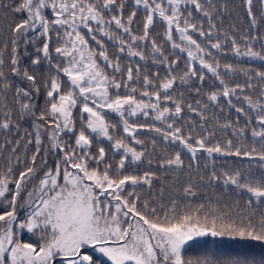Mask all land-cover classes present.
<instances>
[{
  "label": "snow or ice",
  "instance_id": "obj_1",
  "mask_svg": "<svg viewBox=\"0 0 264 264\" xmlns=\"http://www.w3.org/2000/svg\"><path fill=\"white\" fill-rule=\"evenodd\" d=\"M127 4L128 0H19L13 9L24 18L10 26L8 73L0 50V129L16 128L19 135L20 125L14 122L19 114L21 119L31 118L32 130L24 129L14 143L6 140L5 145H0V155L12 145L9 163L0 171V202H6V210L0 212V264H97L87 254L89 246L98 249L111 264H264V255H210L195 261L183 255L185 245L194 237L226 238L246 247H264V211L257 214L253 208L254 204H264V173L256 176L250 168L218 173L214 161H210L213 168L207 178L209 183L235 186L248 196L243 205L239 201L222 204L217 200L195 207L182 203V199L198 195L191 175L187 176L186 186L179 189L182 197L179 193L165 197L171 187L166 182L145 197L137 186L151 191L153 181L159 179L156 172L124 174L127 162L135 164L147 159L148 164L152 163L147 144L155 151L156 140L146 143L138 139L141 130L186 149L201 182L205 179L199 175L197 157L201 152L209 157L234 155L264 162V71L250 70L253 74L249 75V71L233 64L222 65L213 55L230 44L235 56L264 61V36L244 35L243 47L227 31L220 39L213 20L221 10L227 11L226 0H133L134 7L125 16ZM245 4L250 24L255 27L253 0H245ZM141 7L144 14L137 24ZM194 13L207 19V28L203 20L197 22ZM158 21L164 26L162 43L152 35ZM134 28H139V33ZM105 38L113 42L114 54L109 53ZM257 40L261 41V51L254 48ZM164 43L186 54L181 76L173 74L180 65V56L169 60ZM22 46L27 65L21 56ZM29 46L32 52H28ZM148 46L150 52L146 53L144 48ZM3 48L7 50L8 44ZM124 53L166 65L167 76L161 79L158 72L142 75L138 63L122 65ZM197 63L221 85L220 91L206 94L207 101L219 107L220 98H227V104L245 117L244 127L234 128L231 121L209 126L205 115L208 104L197 99L195 107L185 105L183 93L172 95L178 80L188 84L195 78L204 83L206 77L198 72ZM42 65L47 71L42 70ZM222 72L228 76L240 72L245 83L230 87ZM9 75L20 83L14 85ZM122 88L125 94H121ZM195 92L199 95L201 88ZM41 97L43 102L38 103ZM233 99L252 115L244 106L233 104ZM185 107L199 115V131L194 121L182 120ZM109 113L119 116L123 136L116 134L118 125L107 118ZM140 116L162 126L130 122V118ZM217 127L221 132L231 130L238 138L250 134L252 145L234 146L232 139L218 138ZM65 136L72 137V142ZM100 138L110 142L114 155L120 154L115 166L108 161L105 147L99 146ZM94 139L98 145L95 154ZM30 145L35 150L29 157ZM21 147L23 157L17 154ZM49 153L59 156L52 167L48 166ZM38 157L40 167L36 166ZM158 164L160 169L193 168V164L185 165L178 151L164 155ZM19 165L24 167L17 174L14 169ZM41 171L38 183L29 186ZM172 191L177 192L174 188ZM22 198L31 208L24 221L17 217ZM13 225L28 232L39 230L44 242L39 247L22 242Z\"/></svg>",
  "mask_w": 264,
  "mask_h": 264
},
{
  "label": "trees",
  "instance_id": "obj_2",
  "mask_svg": "<svg viewBox=\"0 0 264 264\" xmlns=\"http://www.w3.org/2000/svg\"><path fill=\"white\" fill-rule=\"evenodd\" d=\"M19 0H0V50L4 52V59H5V72H9L8 63L11 58V44H10V26L14 25L15 23H19L24 17L21 15H17L14 13L13 9L18 6ZM215 2V0H214ZM227 4V11L221 10L219 16L213 20V23L216 24V29L220 33L219 38L223 39V33L225 31L228 32L230 36L235 35L237 38L238 43L241 44L243 47L242 37L244 35L252 36V35H260L264 36V0H253L252 11L253 14L257 18V25L253 27L250 24V17L248 16L246 10L245 0H226ZM133 0H128V4L125 9V16L133 9ZM144 11L141 7L137 11V24L140 23L143 17ZM196 16L197 22L200 20L204 21V27H208V21L205 19L201 14L194 13ZM51 19V16H49ZM134 31L139 33V28H134ZM164 31V26L161 22H157L155 25V31L152 32V35L157 38V43H162V39L160 34ZM84 34L87 36L88 33L84 30ZM201 41L203 38H199ZM8 44V49L4 50L3 46ZM39 43V41L37 42ZM53 43H56L55 40ZM104 43L107 45L108 51L110 54L115 53V48L113 47V42H110L105 38ZM89 44L95 48L96 45L93 41L89 40ZM165 54L168 55L169 60H172L176 57V55L180 56V65L173 73L175 75L181 76L185 71V59L186 54L179 53L177 50H172L167 43H164ZM231 45L229 44L223 52H216L214 51L213 55L215 59L219 60L220 63L223 64H233L237 69H244L249 71V75H252L253 72L250 70L255 71H264V61L259 60L258 58H250V57H238L235 56L230 51ZM254 48L257 51H261V41L257 40L254 44ZM146 53L150 52V46L144 48ZM28 52H32L31 46L28 48ZM21 56L23 59V63L25 65L28 64V59L23 56V46L21 51ZM58 62L56 57H53V63ZM140 64L141 74H147L152 76L153 73H159L161 79H164L167 76V66L163 64H154L149 58L148 60H140L139 57H129L127 53L122 54L121 56V64ZM42 70L47 71V67L42 65ZM197 70L200 73H203L206 77L203 84L200 83L199 80L193 78L189 81L188 84H181L179 80L177 81V85L175 86V90L172 92L174 97L180 96L183 93V101L184 104L191 103L195 107V101L197 99L201 100L202 104H208L209 111L205 113L209 117L208 125L212 126L213 124L221 125L228 121L232 122L234 128L244 127L246 124L245 117L237 113L235 108H232L227 104V98L221 97L219 107H216L213 102L207 101L206 94L212 91H220L221 85L219 81H217L214 77H212L211 73H208L206 70L201 68L197 63ZM224 76L225 82L231 87L236 83L244 84L245 83V76L237 72L231 76L225 75L223 72L221 73ZM135 75V70H134ZM8 79L15 84L20 83L19 79L13 77L11 75L8 76ZM62 80L66 81V77L61 76ZM257 85L260 84L259 80L254 81ZM136 84V87H140V84ZM201 88V92L199 95L196 94L195 89ZM121 94H125L126 90L121 89ZM250 94V93H249ZM240 95V93H238ZM43 99L38 101V103H42ZM233 104H236L237 107H241L244 105L237 104L236 100L233 99ZM171 107V105H169ZM245 110L249 111L246 106ZM249 115L252 113L249 111ZM237 116H239V120L237 121ZM212 117L216 119L213 120ZM107 118L112 122L118 125L116 134L123 136L124 133L122 132L121 128L119 127L120 118L117 114L109 113ZM2 119V118H0ZM182 120H192L195 122L196 130L199 131V125L201 123L200 117L197 113H191L185 107L184 112L182 113ZM135 121L136 123H148L152 124L155 123L157 127H161L162 125L160 122H154L151 119L145 118L143 116L137 118H130V122ZM14 122L19 123L20 131L19 135L17 134L16 128H12L11 130H4L0 129V145H5V141H12L13 143L15 140L19 139L20 136L23 135L24 129H28L29 131L32 130V120L30 117L21 119L19 114H16L14 117ZM252 126H255L253 123ZM77 127H79V123H77ZM187 130V129H186ZM217 136L220 139L228 138L233 140L234 146H239L241 143L248 144L249 146L252 145V138L250 134H246L243 138H238L233 134L231 130H225L221 132L217 127ZM138 139L145 140L147 143L151 139L156 140V149L155 151L152 150V145L150 143L147 144L149 155L148 158L152 159V163L148 164L147 159L142 160L140 162H136L135 164L131 162H127L125 165V175H143L146 171H154L157 174L159 179L153 181V186L151 191L147 187L137 186V191L140 192L143 196L147 197L152 193L158 191L161 188L162 182H166L171 187L165 191V197H170L179 193V189L181 186H186L187 184V176L191 175L192 180L196 183V191L197 196L187 199H182V203H190L193 207L200 203H204L207 201L216 202L219 200L222 204L232 203L233 201H239L241 205H243L245 199H247V193H241L239 190L235 189V186H224L221 182L217 183H209L208 176L210 175L213 164L210 161H214L215 170L219 173L223 170H230L233 168H244V169H251L252 173L256 176H260L264 173V162H261L259 159L249 160L248 158L244 157H236V156H224L221 154H213L212 157H209L207 153L201 152L198 154L197 161L199 166V175L204 176V181L201 182L199 180V176L197 175V168L194 162L191 160L190 154L178 143L172 142H165L163 141L158 134L153 132H148L146 130H141L137 136ZM65 140L72 142V137L65 136ZM100 145L106 149L107 152V159L110 163H113L115 166V162L120 159V154H113L110 148V142L100 138ZM129 143H132L129 140ZM97 144L94 139V143L92 146L93 154H95V150L97 148ZM11 147L12 145L7 146V151H4L2 155H0V171H3L4 167L8 165L9 161L7 157L11 154ZM255 147L259 148L260 145L256 144ZM30 151L27 155L30 157L32 152L35 150L33 146H29ZM137 150L139 147L137 146ZM180 152L181 158L184 160L185 165L193 164V168L191 171L185 167L183 169H176V168H168V169H160L158 161L164 156L168 154H174L175 152ZM17 154L20 156H24L23 147L17 150ZM59 159V156H53L49 153L48 158V166H54V162ZM36 166L40 167V157L37 158ZM24 165L17 166L14 171L18 174L20 170H23ZM43 172H38L35 179L30 182V185H35L38 183V180L42 177ZM174 178H178V180L174 181ZM176 189L177 192L174 193L172 189ZM131 190V189H129ZM182 197L183 194L179 193ZM26 201L25 199H21L17 205V217L20 221H24L27 218L26 214ZM254 210L259 214L260 212L264 211V204L262 205H253ZM6 210V202H0V212ZM10 210V209H7ZM14 230L17 233V236L25 243H33L39 247L44 241L41 239V232L39 230L35 231L33 234H18V226L13 225ZM86 251L89 255L93 256V259L97 261V264H111L105 258L99 256L91 249L87 248ZM225 254L236 255V254H243V255H251L259 258L261 255H264V247L260 245H256L255 247H246L238 242H234L228 240L226 238H214L211 236H205L196 240H193L188 245L185 246L183 251V255L185 259L191 260H198L205 256L216 255L221 256ZM9 259V258H8Z\"/></svg>",
  "mask_w": 264,
  "mask_h": 264
},
{
  "label": "rangeland",
  "instance_id": "obj_3",
  "mask_svg": "<svg viewBox=\"0 0 264 264\" xmlns=\"http://www.w3.org/2000/svg\"><path fill=\"white\" fill-rule=\"evenodd\" d=\"M113 114H115V113H113ZM30 211H31V208L29 207V206H27L26 205V214H27V216H28V214L30 213ZM18 226V225H17ZM18 231H19V235L20 234H33L34 232H28L26 229H20L19 227H18ZM199 238H202V237H194L193 238V240H196V239H199ZM192 240V241H193ZM192 241H189L186 245H188L190 242H192ZM185 245V246H186ZM89 249H91L93 252H95L96 254H98L99 256H101V257H103V258H105L107 261H109L110 263H111V261L106 257V256H104L102 253H100L99 251H98V249H95V248H93V247H91V246H89L88 247ZM87 254H89L88 252H87ZM10 259V258H9Z\"/></svg>",
  "mask_w": 264,
  "mask_h": 264
}]
</instances>
